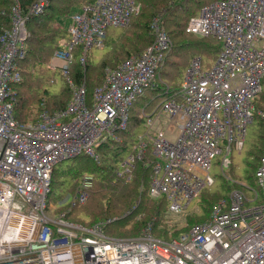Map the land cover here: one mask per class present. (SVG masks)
<instances>
[{
	"label": "built area",
	"instance_id": "built-area-1",
	"mask_svg": "<svg viewBox=\"0 0 264 264\" xmlns=\"http://www.w3.org/2000/svg\"><path fill=\"white\" fill-rule=\"evenodd\" d=\"M10 2L9 26L0 33V235L5 236L0 237V264H264V144L255 170L261 201L245 206L244 200L258 199L257 191L248 199L233 188L227 199L211 206L206 219L179 237H155L151 222L134 236H109L104 222L69 221V209L46 212L53 167L79 154L99 160L96 147L126 126L131 102L154 84L171 42L154 19L153 41L114 68L106 67L87 102L84 83L73 85L68 76L72 50L81 47L83 64L90 47L103 45L108 27L127 26L139 10L136 0H88L71 13L67 38L53 52L54 64L71 86L70 99L63 109L43 110L36 120L22 123L13 115V83L20 80L25 21L49 0H34L26 9L19 0ZM185 29L220 40L215 61L205 68L200 56L192 57L179 88L150 113L141 109L145 130L118 171L129 180L150 139L149 193L163 197L170 213L184 211L213 182L208 169L222 147L229 153L244 145L264 77V0H212L188 18ZM258 115L264 124V109ZM229 162L224 156L222 165ZM89 186L88 176L78 180L71 206L86 201Z\"/></svg>",
	"mask_w": 264,
	"mask_h": 264
},
{
	"label": "trees",
	"instance_id": "trees-1",
	"mask_svg": "<svg viewBox=\"0 0 264 264\" xmlns=\"http://www.w3.org/2000/svg\"><path fill=\"white\" fill-rule=\"evenodd\" d=\"M33 1L34 0H19L23 9H26ZM87 1L88 0H80L79 2L78 0H49L48 4L41 13L31 14L27 17L25 21V54L22 58L17 60L18 69L20 71V80L13 83V88L15 90L13 115L19 122L28 123L30 121L36 120L39 118V115L43 110L48 113L61 110L65 107L66 103L70 99L72 89L68 83L66 84V87L59 91V93H52L53 95L43 87V77L37 74L34 75V59L39 60V63L41 64V62L44 61V58L49 55L51 50L62 47V45L58 43V39L64 38L66 35L58 34L60 33V26L55 21L56 14L66 13L68 8L71 6L76 7V11L83 3ZM136 1L139 3V10L130 18L128 25L126 26L127 28L131 23L129 31L125 33L123 32V34L119 35L116 39H113V37L109 39L112 40L111 42L114 45H112L111 42L109 45V41H107V46L109 45L112 47V51H114V49L119 46L118 42L123 40L122 46L125 47L122 50H124L123 55H125V57L121 58L119 52H113V56L112 54H108L109 56L105 55L92 65L88 62V59L85 56L84 63L82 64L80 60L81 56L79 58L75 57V53L80 54L81 52V47L77 46L72 50L73 58L68 68V76L71 83L73 85H79L83 82L86 88L87 102H90L92 99L93 89L100 85L103 81L106 67L114 66L118 62L123 61L125 58H128L131 55H137L153 41L154 32L152 23L154 19H156L159 26L164 29L171 42L170 51L166 54L162 64H160L156 69L154 84L145 87L143 91L136 95L131 102L128 109L126 126L122 129L119 128L115 130L116 138H111L110 140L102 142L96 147V152H98L99 157L101 155L103 160L108 157L107 155H110L107 154L106 150H109V153L116 154L114 160H122V155H124V153H126L128 150L130 151V145L136 140V134L138 131L134 132L133 130H135V128L138 126L143 128L142 124L144 123V117L141 116L140 109L150 113L154 108H158L162 99L170 97L173 94V91L176 90L174 89L173 84H171L173 82L171 80H174V78L169 73H166V69L168 65L175 64L176 53H174L173 48H178L180 45H187V43L186 41L182 43V41L175 40V36H177L175 30L181 28L182 38H184L185 35H194L192 48H195L196 51V36L195 34L186 31V23L191 15L197 13V11L204 4L212 0ZM10 3V0H0V33L9 26ZM158 4H160L159 7L157 6ZM156 7L158 9H156ZM145 11L149 13H145ZM167 21H169V23H166ZM165 24L166 27L170 28V30L166 29ZM170 33L172 34L170 35ZM199 38L204 39L201 40V43L203 44L202 46L204 48L213 49L216 51V53L218 52L220 48L219 39L214 36H199ZM105 39L108 40V38H106V34L104 41ZM201 62L203 63L202 58ZM26 77H28V80ZM51 81L53 80L51 79L50 82ZM36 84H39L40 87L38 88ZM148 93L152 96L150 99L146 98ZM255 105L257 108L264 109V93L262 90L255 97ZM25 113L33 115L25 119ZM258 125L263 128L261 133H259V138L261 141L259 157H257L259 162L263 147L262 145L264 144V124L260 119ZM116 151L117 153H115ZM118 155H120L119 159L117 158ZM152 158L153 155L151 154V147L149 146L148 142L145 155L134 162L132 168V176L134 174V177L131 176L128 181L121 180L124 182L122 184L117 183L119 179L117 182L111 180L112 176L109 178V180H106V183L109 182L107 185L113 183H116L117 185L115 184L116 188L105 203L101 195H99L100 190H98V192L94 190L95 192L93 191L92 193V186V189L88 193L87 199L84 203L87 202L90 196L93 197L94 195H99V202H101V206L89 210L90 219L88 221L79 220V223L91 224L98 221L109 220L108 222L104 223V228L107 226V224H110L117 219L125 218L126 223L128 225L131 224L130 226H127V229L131 230L133 228L132 230L135 232V234L138 233L139 230L148 222H151L153 226L154 223L160 219L161 212L165 208L163 207V201L165 202V200L164 198H160L159 200H161V205L157 206V204H155L152 199L147 196L144 190V192H142L143 184L145 183L143 178H145L144 176H146L147 172L149 173L150 177V161ZM103 160L100 158L98 161L95 160L97 168L95 167L94 171H91L94 176L93 178H95V181L97 180L98 182V187L101 185V189L102 185L105 186L103 182H99V179L105 176V171L103 170L108 169L109 171H106L112 172L116 167L115 164L109 163L107 159L104 161ZM114 162L115 161H113V163ZM257 165L255 166V170ZM52 174L53 170L51 177ZM109 175L106 177H109ZM212 197L213 199L211 201L209 200L211 206L219 199L224 198V196L220 195H212ZM159 200H157V203ZM84 203H75L67 213L71 212V210H73V208L77 205H83ZM63 208L59 207V209ZM137 215H139V218H136ZM98 217L101 219L94 220ZM128 217H131V220H127Z\"/></svg>",
	"mask_w": 264,
	"mask_h": 264
},
{
	"label": "rangeland",
	"instance_id": "rangeland-1",
	"mask_svg": "<svg viewBox=\"0 0 264 264\" xmlns=\"http://www.w3.org/2000/svg\"><path fill=\"white\" fill-rule=\"evenodd\" d=\"M79 1L80 0H78V2ZM160 4H158L157 6L159 7ZM75 8L76 7L71 6L68 8L66 13L56 14L55 16V19H56L55 21L60 26V31H59L60 33L58 34L66 35L64 36V38L58 39V43L61 45L67 38V27L71 22L70 16H71V13H73V11L75 10ZM156 9L158 8L156 7ZM146 11L145 13H149ZM166 23H169V21H167ZM130 25L127 28L126 26L125 27H108L106 30V38H108V40L105 39L104 44L102 46H98V47L92 46L87 50L86 57L88 59V62L93 65L103 56L105 55L109 56L111 54L113 56L115 52H119L121 58L125 57V55H123L124 50H122L125 47V46H122L123 40L119 41L118 42L119 46L116 47L114 51H112V47L109 46L112 40H109V39H111L112 37L113 39H116L119 35L123 34V32L125 33L129 31L131 27ZM165 27H166V24H165ZM166 29L170 30L169 27H166ZM175 33L177 34V36H175L176 37L175 40L182 41V43L186 41L187 43V45H184V46L180 45L178 48L176 47L173 48L174 53H176L175 54V64L168 65L166 69V73H169L174 78V80H171L173 81L171 84H173L174 89H178L180 86V82L183 78L185 69L187 65L189 64V61L191 60L192 57L200 56V58H202V61H203L202 63L203 67L209 68L214 63L217 53L213 49L204 48L202 46L203 44L201 43V40H204V39L199 38V36L196 34H195L196 36V51H195V48H192L194 35L192 34L185 35L184 38H182L181 28H178L177 30H175ZM171 34L172 33H170V35ZM107 41H109L108 46H107ZM25 44H26V41H25ZM54 50L50 51L49 55L44 58V61L41 62V64L39 63V60L34 59V75L37 74L43 77L44 79L43 87L46 88V90L50 92V94L59 93V91L62 88L66 87V84L68 83L66 78L61 74L58 66L54 64V59H53ZM80 56H81V52L80 54L75 53L76 58H79ZM121 62L122 61L118 62L116 65L111 66L110 68H114ZM104 76H105V71H104ZM26 78L28 80V77ZM51 79L53 81L50 82ZM36 86L38 88L40 87L39 84L38 85L36 84ZM261 90L264 93V77L262 79V89ZM151 97H152L151 94L148 93L146 98L150 99ZM258 109L259 108H257L255 105V108L252 111L253 120L251 123L247 125V128H246L243 147L240 150H237L234 147H232L229 153L226 152L225 147H222L221 152L212 158L210 167L208 169L209 174L213 177V182L210 185H206L204 188H202L198 196L194 197L188 203L184 211L179 212V213H170L166 209V202L163 201V205H164L163 207L165 208L161 212L160 219L154 223V225L152 226V230H151L155 237H158L161 239H170L171 237H179L182 233L187 231V229L189 228L191 224H193L196 221L206 219L209 216V213L211 210V205H210L211 203H209V200L211 201L213 199L212 195L224 196V198L227 199L229 191L233 188H238L244 192V194L246 195L248 199H252L254 196V190H256L258 193V199L253 200V201L244 200V205L252 206V205L258 204L261 201L262 192L259 186L257 185L256 178H255V166L257 165V163L259 164L257 157H259V148L261 145L259 133H261V131L263 130V128L260 125H258L259 119H260L258 115ZM140 114H141V109H140ZM31 115L33 114L25 113L24 118L27 119ZM166 123L168 124V121H165V125ZM157 125L158 124H156V126ZM162 125L163 123L159 124V126H162ZM165 125H163V127H166ZM142 127L143 128H141V126H138L137 128H135V130H133L134 132L138 131L136 134V140L139 138L138 135L143 134L145 130L144 123L142 124ZM150 130L152 134L154 127H151ZM145 137L146 139L149 138V136H145ZM149 141L151 142L150 139L148 140V142ZM133 144H131L130 147H132ZM149 146H150V143H149ZM108 151L106 150L107 154H110V155H107L108 157L106 159L109 161V163L115 164L116 167H115V170H113L112 172L111 171L108 172L109 171L108 169L103 170L105 171V176L99 179V182H103V184L105 185V186L102 185V189H101V185L100 187H98L97 180L95 181V178H93L94 176L91 171H94V168L97 166V164L95 163V160L92 159L91 157L89 158L85 154H79L77 157L75 156V157L63 159L59 161L58 163H56V165L53 168V174L51 177L50 191L48 193V196L45 198L46 212L49 214L51 213L57 214L59 211H68V209L70 210L72 207L71 201L74 197L75 188L78 185V180L83 178L84 175L88 176L89 181H90V186L88 187V193L91 191L92 186H93L92 193L94 190L97 192L98 190H100L99 195H101V197L103 198L104 203L110 198V196L112 195V192L114 191L117 185L116 183L107 185L109 182L106 183L107 182L106 180H109V178L112 176L111 180H113L114 182H117L119 179L117 183H120V184L124 183L123 181H128V180L122 179V177H120V175L118 174L119 163L121 160L120 161L114 160L116 157V154L109 153ZM128 152L129 150L126 153H124V155H122L123 158ZM96 153L98 154V152ZM115 153H117V151ZM119 156L120 155L117 156L118 159H119ZM224 156H226L230 161L227 166L222 165V160ZM99 158L103 160L101 155ZM113 161L115 162L113 163ZM150 167L152 170V166ZM108 175L109 177H106ZM131 176H132V173L130 174V178ZM132 177H134V174ZM144 177L145 178L143 179L145 180V183L143 184L142 192L145 191L147 196L151 198L152 201L155 204H157V206H160L161 200L159 199L163 197H153L150 195L149 193V187H150L149 173L147 172L146 176ZM99 195H94L93 197L90 196V198L87 200L86 203H84L83 205H77L76 207H74L73 210H71V212L67 213L66 219L69 221H75V222H79V220L88 221L90 219L89 210L95 209L101 206V202H99L100 201ZM157 200H159L158 203H157ZM50 204L54 208H50L49 207ZM59 207H62V208L64 207V208L59 209ZM138 216L139 215H137L136 218H139ZM130 218L131 217H128L127 220H129ZM99 219L101 218L98 217L94 220H99ZM108 221L104 220L101 222L105 223ZM84 224H87V223H84ZM130 225L131 224L128 225L126 223L125 218L117 219L116 221L110 224H107V226L104 227L103 231L106 235H109V236H116V237L134 236L137 233L135 234V232H133L132 226H131L132 228L131 230L127 229V226H130Z\"/></svg>",
	"mask_w": 264,
	"mask_h": 264
},
{
	"label": "bare ground",
	"instance_id": "bare-ground-1",
	"mask_svg": "<svg viewBox=\"0 0 264 264\" xmlns=\"http://www.w3.org/2000/svg\"><path fill=\"white\" fill-rule=\"evenodd\" d=\"M12 220H13V221H16V222L19 221V219H17V218H12ZM0 237H5V236L0 235Z\"/></svg>",
	"mask_w": 264,
	"mask_h": 264
},
{
	"label": "water",
	"instance_id": "water-1",
	"mask_svg": "<svg viewBox=\"0 0 264 264\" xmlns=\"http://www.w3.org/2000/svg\"><path fill=\"white\" fill-rule=\"evenodd\" d=\"M4 145V144H3ZM3 148V147H2ZM1 151H2V149H1ZM1 153V152H0Z\"/></svg>",
	"mask_w": 264,
	"mask_h": 264
},
{
	"label": "crops",
	"instance_id": "crops-1",
	"mask_svg": "<svg viewBox=\"0 0 264 264\" xmlns=\"http://www.w3.org/2000/svg\"><path fill=\"white\" fill-rule=\"evenodd\" d=\"M74 11H75V10H74ZM74 11H73V12H74Z\"/></svg>",
	"mask_w": 264,
	"mask_h": 264
}]
</instances>
